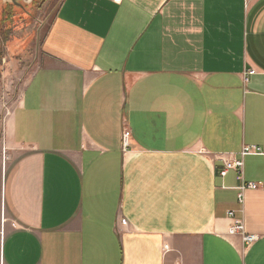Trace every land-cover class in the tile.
<instances>
[{
	"label": "crops",
	"instance_id": "0c3cea01",
	"mask_svg": "<svg viewBox=\"0 0 264 264\" xmlns=\"http://www.w3.org/2000/svg\"><path fill=\"white\" fill-rule=\"evenodd\" d=\"M42 53L3 115L0 264H264V0H61ZM253 145L239 203L219 171Z\"/></svg>",
	"mask_w": 264,
	"mask_h": 264
},
{
	"label": "rangeland",
	"instance_id": "374dc122",
	"mask_svg": "<svg viewBox=\"0 0 264 264\" xmlns=\"http://www.w3.org/2000/svg\"><path fill=\"white\" fill-rule=\"evenodd\" d=\"M61 0H0V15L9 8V21L0 28V142L3 115L21 93L43 58L42 45ZM2 16V15H1ZM0 16V17H1ZM0 23L1 20H0ZM3 145V144H2ZM7 149L0 151V161ZM166 247V246H164Z\"/></svg>",
	"mask_w": 264,
	"mask_h": 264
},
{
	"label": "built area",
	"instance_id": "2783aa9c",
	"mask_svg": "<svg viewBox=\"0 0 264 264\" xmlns=\"http://www.w3.org/2000/svg\"><path fill=\"white\" fill-rule=\"evenodd\" d=\"M254 73L253 70H250L248 72V74H252ZM129 138H130V131L129 130H124L122 133V146L123 149L125 150L126 148L129 147ZM260 153V149L257 146H244L240 152V156L241 158L239 159H232L229 161H224V165L222 167V169L219 171V174L221 176H225L226 173L229 170H234L237 173V178L240 180L241 184L238 186V202L242 203L243 199H244V191L246 189H256L258 188V183H254V182H245L242 179V169H243V160L242 158L245 155L248 154H259ZM228 217L231 218V220L233 221L232 224L228 227V234L229 235H240L243 243L245 246H250L254 241H256V239L258 238V235L254 234V233H248L245 231V227L243 222L241 221V219L235 217V211L233 210H229L227 212ZM121 222L123 224L126 223V219H122ZM166 248V247H165Z\"/></svg>",
	"mask_w": 264,
	"mask_h": 264
},
{
	"label": "trees",
	"instance_id": "16d2710c",
	"mask_svg": "<svg viewBox=\"0 0 264 264\" xmlns=\"http://www.w3.org/2000/svg\"><path fill=\"white\" fill-rule=\"evenodd\" d=\"M10 11H9V8H7V9H4L3 10V14H1L0 16V20H1V22L2 23H0V28H3V27H5V23H6V21L8 20L9 21V17H11V16H9L10 14Z\"/></svg>",
	"mask_w": 264,
	"mask_h": 264
},
{
	"label": "flooded vegetation",
	"instance_id": "af4514ba",
	"mask_svg": "<svg viewBox=\"0 0 264 264\" xmlns=\"http://www.w3.org/2000/svg\"><path fill=\"white\" fill-rule=\"evenodd\" d=\"M13 1V3H15L16 5H18V0H12Z\"/></svg>",
	"mask_w": 264,
	"mask_h": 264
}]
</instances>
